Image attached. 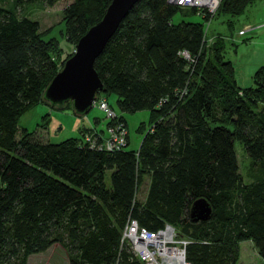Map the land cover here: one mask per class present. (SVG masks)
<instances>
[{
    "label": "trees",
    "instance_id": "trees-1",
    "mask_svg": "<svg viewBox=\"0 0 264 264\" xmlns=\"http://www.w3.org/2000/svg\"><path fill=\"white\" fill-rule=\"evenodd\" d=\"M253 1L220 0L214 13L238 15ZM108 2L67 3L65 40L74 44ZM12 5L0 3V264H25L54 242L65 250V264H145L120 240L128 218L148 229L173 225L187 240L189 264H235L242 240L264 264V170L244 182L234 149L237 140L252 164L264 165V64L249 84L238 85L222 41L206 45L201 21L172 22L184 7L137 0L93 68L102 92L116 95L118 111H149L138 146L127 148V136L112 150L90 146L81 134L41 139L18 119L35 103H48L42 90L69 53ZM144 175L146 190L137 199ZM197 197L211 206L206 219L189 217Z\"/></svg>",
    "mask_w": 264,
    "mask_h": 264
},
{
    "label": "rangeland",
    "instance_id": "rangeland-1",
    "mask_svg": "<svg viewBox=\"0 0 264 264\" xmlns=\"http://www.w3.org/2000/svg\"><path fill=\"white\" fill-rule=\"evenodd\" d=\"M70 1L56 0L50 5L40 1L25 0L14 5H12L13 0H0V3L4 6L12 5L15 14L19 17L25 15L35 19L38 30L44 37L57 38L64 52L70 54L74 44L67 42L62 35L61 15V9ZM182 19L203 23L206 45L212 44L217 39L222 41L224 58L231 61L238 85L249 84L253 70L258 65L264 64V0H254L247 4L238 15L216 11L209 20H203L198 13L193 12L189 7H184L172 15L171 21L177 22ZM239 29L243 32L239 33ZM98 95L104 96L114 112L123 116L126 122L127 148L135 149L139 144L142 131L149 124V111L140 109L120 112L116 107V95L113 92L101 91ZM107 120L104 113L94 104L83 114H76L70 105L56 108L46 102H37L20 115L18 125L26 127L32 135L39 136L41 139L47 137L51 141H57L68 136L78 137L81 134L80 130L85 127H93L98 132L105 133ZM234 149L238 171L244 182H249L254 175L261 174L264 165L259 162L252 164V159L244 152L241 143L237 140L234 141ZM147 180V176L144 175L136 190L137 199H142ZM66 261L65 250L60 244L54 242L43 251L30 253L26 257L25 264H65ZM235 264H261L257 249L250 240L239 242L238 259Z\"/></svg>",
    "mask_w": 264,
    "mask_h": 264
},
{
    "label": "water",
    "instance_id": "water-1",
    "mask_svg": "<svg viewBox=\"0 0 264 264\" xmlns=\"http://www.w3.org/2000/svg\"><path fill=\"white\" fill-rule=\"evenodd\" d=\"M136 1L109 0L99 19L77 38L72 52L46 83L41 94L43 99L54 107H62L70 101L76 114H83L89 109L96 93L103 90L93 61ZM210 213L211 206L204 197L193 199L188 208L192 220L206 219Z\"/></svg>",
    "mask_w": 264,
    "mask_h": 264
},
{
    "label": "built area",
    "instance_id": "built-area-1",
    "mask_svg": "<svg viewBox=\"0 0 264 264\" xmlns=\"http://www.w3.org/2000/svg\"><path fill=\"white\" fill-rule=\"evenodd\" d=\"M220 0H166L167 3L180 7H194L200 15L215 12ZM209 20V19H208ZM239 33L243 30L239 29ZM181 55L189 58L186 51ZM92 104L99 108L110 123H106L105 133L98 132L93 127H88L81 133L83 141L90 146L98 145L106 150L118 149L126 144L125 125L118 121L116 113L103 96L94 97ZM107 120V121H108ZM100 136V142H95V137ZM120 240L128 243L133 254L145 264H189L185 259L184 246L187 240L177 234L175 227L164 223L156 229H148L138 225L135 219L128 218L121 230Z\"/></svg>",
    "mask_w": 264,
    "mask_h": 264
},
{
    "label": "crops",
    "instance_id": "crops-1",
    "mask_svg": "<svg viewBox=\"0 0 264 264\" xmlns=\"http://www.w3.org/2000/svg\"><path fill=\"white\" fill-rule=\"evenodd\" d=\"M46 139H48V138L46 137Z\"/></svg>",
    "mask_w": 264,
    "mask_h": 264
}]
</instances>
